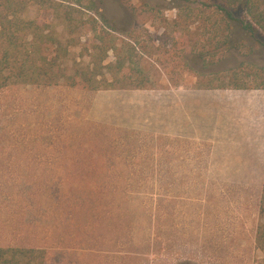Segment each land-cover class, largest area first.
Instances as JSON below:
<instances>
[{"label":"rangeland","instance_id":"obj_1","mask_svg":"<svg viewBox=\"0 0 264 264\" xmlns=\"http://www.w3.org/2000/svg\"><path fill=\"white\" fill-rule=\"evenodd\" d=\"M63 2L17 16L50 24L68 75L100 56L132 74L97 91L0 89V247L54 264H260L264 146L217 138L231 125L208 101L264 98V33L241 28V7L226 18L224 0Z\"/></svg>","mask_w":264,"mask_h":264},{"label":"trees","instance_id":"obj_2","mask_svg":"<svg viewBox=\"0 0 264 264\" xmlns=\"http://www.w3.org/2000/svg\"><path fill=\"white\" fill-rule=\"evenodd\" d=\"M45 8L44 16L70 9L63 0H0V89L16 84L39 86H56L64 84L68 87H80L87 91L113 88L114 85L129 80L132 74L120 63L103 65L104 56L83 64L80 70L68 75L62 65L66 61V50L53 36L50 25H38L34 20L17 16L31 6ZM245 9L252 23H242L241 28L248 34H254V26L264 33V0H224L219 10L226 18L235 21L233 12L237 8ZM48 10V11H47ZM68 14H67V16ZM65 20V19H63ZM69 21V25L70 20ZM45 29L48 32H45ZM95 51L107 53L110 48L94 44ZM93 57V56H91ZM93 59V60H92ZM104 71H108V75ZM110 79L107 80L106 77ZM136 82L133 88L142 87ZM240 88V86H235ZM259 223L256 226L254 245L262 254L260 264H264V176L258 200ZM56 254L34 248H2L0 247V264H54ZM68 264V258H65ZM58 261H61L58 259Z\"/></svg>","mask_w":264,"mask_h":264},{"label":"crops","instance_id":"obj_3","mask_svg":"<svg viewBox=\"0 0 264 264\" xmlns=\"http://www.w3.org/2000/svg\"><path fill=\"white\" fill-rule=\"evenodd\" d=\"M259 91H227L220 99L209 98V109L218 108L223 111L218 121L225 128L231 125V136L220 134L217 138L231 142L232 147H238L236 153L243 154V144L264 146V98ZM178 103V102H177ZM183 105V104H182Z\"/></svg>","mask_w":264,"mask_h":264}]
</instances>
